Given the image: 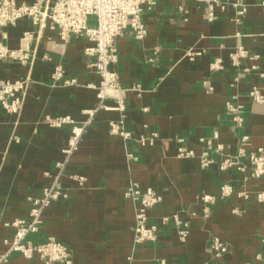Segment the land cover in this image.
Returning a JSON list of instances; mask_svg holds the SVG:
<instances>
[{"label": "crops", "instance_id": "obj_1", "mask_svg": "<svg viewBox=\"0 0 264 264\" xmlns=\"http://www.w3.org/2000/svg\"><path fill=\"white\" fill-rule=\"evenodd\" d=\"M231 1L216 0L213 21L202 0L144 6V36L127 27L112 42L110 69L120 91L102 100L94 57L84 52L89 40H63L49 20L41 27L23 17L5 27L0 46L20 49L27 59L0 57V81L30 80L18 114L0 103V264H45L10 251L5 241L14 236L13 222L27 219L54 182L66 197L42 210L38 230L26 238L63 242L69 264H264V200L258 197L264 174L249 176L247 155L239 159L244 171L219 166L240 148L246 154L264 149V102L249 96L253 85L264 95V0H240L236 7ZM87 23L93 26L94 18ZM26 32L31 36L24 42ZM239 48L246 56L234 64ZM56 67L74 82L53 80ZM228 102L238 106L240 123ZM63 116L72 123L48 122ZM73 127L81 133L67 153ZM180 147L193 156H179ZM205 150L212 162L202 166ZM132 184L159 197L147 210L153 240L134 241L136 205L124 196ZM223 184L231 195L220 194ZM214 237L227 246L218 256L210 248Z\"/></svg>", "mask_w": 264, "mask_h": 264}, {"label": "built area", "instance_id": "obj_2", "mask_svg": "<svg viewBox=\"0 0 264 264\" xmlns=\"http://www.w3.org/2000/svg\"><path fill=\"white\" fill-rule=\"evenodd\" d=\"M202 1L205 3L207 20L213 21L215 19L216 0ZM155 2L156 0H34L31 3H25L17 0H0V34L4 38L5 27L15 24L20 18L27 17L32 20L33 24L41 27L45 26V20H49L50 26L57 29L60 38L63 40H67L72 35L86 38L92 44L85 48L84 52L94 57L90 65L100 77L96 90L98 98L102 100L108 96H114L120 91L117 76L110 69V64L115 59L111 47L114 38L127 27L137 38H142L145 34V27L141 18L143 7H150ZM231 3L235 7L241 5L240 0H232ZM243 11V6H241L239 13ZM89 16L94 18L95 24L93 26L87 23ZM30 36L29 32L24 33L23 41L26 42ZM27 49L28 45L25 43L23 50ZM240 56H246V51L241 48L232 54V63L237 64ZM0 57L18 59L22 63L27 59L22 50H7L4 46H0ZM260 76L264 77V74L260 73ZM52 79L62 81L64 84L74 82L73 79H64L62 70L59 67H56L52 73ZM29 80L30 78L27 76L14 81H0V103L7 112L11 114L20 112ZM249 96L253 101L264 102V95L257 85L252 86ZM227 107L233 113V120L240 123L241 118L237 114L238 106L228 102ZM48 122L60 126L65 123H72V120L67 116H63L49 119ZM112 130H116V125H112ZM80 133L81 128H72V137L69 139L67 153L76 148ZM124 135L128 134L124 133ZM242 140H246V136H243ZM221 148V145H217V149ZM178 155L191 157L193 152L180 147ZM246 155L249 161V176L261 177L264 174V149L261 147L252 150L249 154H246L243 148L238 149L234 157L226 156L221 160L220 169L224 170L235 166L237 170L244 171L246 167L240 163L239 159ZM199 159L202 166H207L212 162L208 157L207 150L202 151ZM232 192L233 189L228 184H223L220 187L222 196H229ZM61 196L66 197V194L56 185V182L43 189V195L34 202L29 217L13 222L16 227L14 236L11 241H5L9 244L10 251H18L26 258L37 255L44 260L45 264H69L70 249L63 242L53 236L41 243H33L26 238L29 233L38 230L42 210L51 201ZM124 196L136 205L134 241L141 243L146 240H153L155 230L153 226L147 225V210L158 203L159 197L151 188L141 190L135 184L130 186ZM258 197L260 200H264V194H258ZM201 199L204 202L211 200L208 195H203ZM204 211L206 212V210ZM262 225L264 227V217ZM180 233L183 238L186 235V230H182ZM210 248L214 256L223 254L227 250V246L218 237L212 239ZM3 257L0 263H4L5 256Z\"/></svg>", "mask_w": 264, "mask_h": 264}]
</instances>
